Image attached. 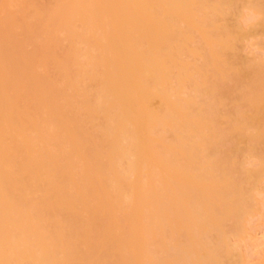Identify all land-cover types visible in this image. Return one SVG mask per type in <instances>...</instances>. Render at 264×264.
Masks as SVG:
<instances>
[{
	"label": "bare ground",
	"instance_id": "obj_1",
	"mask_svg": "<svg viewBox=\"0 0 264 264\" xmlns=\"http://www.w3.org/2000/svg\"><path fill=\"white\" fill-rule=\"evenodd\" d=\"M263 182L264 0H0V264H240Z\"/></svg>",
	"mask_w": 264,
	"mask_h": 264
},
{
	"label": "rangeland",
	"instance_id": "obj_2",
	"mask_svg": "<svg viewBox=\"0 0 264 264\" xmlns=\"http://www.w3.org/2000/svg\"><path fill=\"white\" fill-rule=\"evenodd\" d=\"M264 186V182L260 185ZM259 195L260 204L264 201V188ZM262 201V202H261ZM247 232L239 237H232L239 242L243 260L240 264H264V205L246 221ZM234 241V242H235Z\"/></svg>",
	"mask_w": 264,
	"mask_h": 264
},
{
	"label": "clouds",
	"instance_id": "obj_3",
	"mask_svg": "<svg viewBox=\"0 0 264 264\" xmlns=\"http://www.w3.org/2000/svg\"><path fill=\"white\" fill-rule=\"evenodd\" d=\"M259 19L260 16L255 10L251 8H244L242 10L241 23L246 27L256 24L259 21ZM257 40L258 37L256 36L249 37L248 40L246 41L245 46L251 49L252 51H255L258 48Z\"/></svg>",
	"mask_w": 264,
	"mask_h": 264
}]
</instances>
